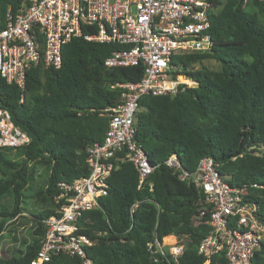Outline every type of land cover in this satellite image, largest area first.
I'll return each instance as SVG.
<instances>
[{"label": "trees", "instance_id": "trees-1", "mask_svg": "<svg viewBox=\"0 0 264 264\" xmlns=\"http://www.w3.org/2000/svg\"><path fill=\"white\" fill-rule=\"evenodd\" d=\"M214 3L219 7L210 15V50L176 55L170 63L174 76L195 86L174 97L139 101L134 139L152 173L138 188L133 165L116 163L99 207L79 219L78 233L94 243L86 249L92 264H204L197 248L211 229L207 216L195 220L203 194L165 165L171 155L189 175L202 158L212 159L230 187L245 190L244 201L264 224V6L258 0ZM21 4L0 0V20ZM95 33V27H82V35L63 47L60 68H32L24 90L0 79V107L30 138L23 147L0 148V240L13 245L0 264H30L44 235L43 221L58 207L59 185L89 175L86 150L103 141L109 122L103 110L120 103L122 89L116 85L141 79V65L106 68L104 60L126 47L85 40ZM206 61L218 69H208ZM38 172L42 185L32 189ZM26 192H33V204L25 209ZM24 214L31 222L28 239L15 234ZM163 238L183 241L177 261L166 250L148 249ZM252 263L264 264V241ZM46 264L81 262L59 254ZM209 264H226L223 253Z\"/></svg>", "mask_w": 264, "mask_h": 264}, {"label": "built area", "instance_id": "built-area-1", "mask_svg": "<svg viewBox=\"0 0 264 264\" xmlns=\"http://www.w3.org/2000/svg\"><path fill=\"white\" fill-rule=\"evenodd\" d=\"M216 0H22L15 13L0 20V79L24 90L26 75L42 64L59 69L61 51L82 27H95L86 41L126 47L104 60L106 68L136 67L143 73L135 84H118L120 103L103 110L108 128L99 144L86 150L89 175L72 184H60L55 215L43 221L44 235L30 264H46L54 255L76 257L81 264H92L86 249L94 243L79 234V219L84 212L99 207L106 194V182L118 162H129L138 173V188L153 168L134 139L139 101L144 96L174 97L191 80L172 74L171 60L176 55L208 52L212 46L208 30L210 15L219 6ZM243 4L249 0H240ZM264 6V0H258ZM30 138L11 121L0 107V148L17 149ZM264 149V147H263ZM180 181H188L201 191L199 216H207L211 231L198 245L197 253L209 264L223 253L226 264H253L252 259L264 241V224L257 220L255 208L244 201L245 190L230 187L216 171L210 158H202L192 175L184 172L175 155L165 161ZM137 204L131 208V213ZM164 239V238H163ZM158 242L148 249L163 250L174 261L182 255L184 243ZM180 241V242H179ZM1 257V255H0Z\"/></svg>", "mask_w": 264, "mask_h": 264}, {"label": "rangeland", "instance_id": "rangeland-1", "mask_svg": "<svg viewBox=\"0 0 264 264\" xmlns=\"http://www.w3.org/2000/svg\"><path fill=\"white\" fill-rule=\"evenodd\" d=\"M203 65L205 67H207L208 69H210V70H217L218 69V65L215 64L213 61H206V62L203 63ZM42 174H43V172H38V174L36 176V179L34 180V185L31 186L32 189H36L39 185H42ZM32 194H33V192H26L25 193V198L23 199L24 202L22 204L25 209L32 207V204H33L32 203L33 202ZM19 221H20V223H19L20 226L17 228L15 234L20 239L22 237L28 239L29 227L31 226L30 217L28 215L24 214V219H20ZM165 239H166V237H165ZM165 239H163V244L167 246L166 249L169 248L170 244L175 243V242H172V243L168 242L167 243V241ZM12 246H13L12 243L6 237L4 239L0 240V255H1V258L6 257V251H8Z\"/></svg>", "mask_w": 264, "mask_h": 264}, {"label": "crops", "instance_id": "crops-1", "mask_svg": "<svg viewBox=\"0 0 264 264\" xmlns=\"http://www.w3.org/2000/svg\"><path fill=\"white\" fill-rule=\"evenodd\" d=\"M172 236V235H171Z\"/></svg>", "mask_w": 264, "mask_h": 264}]
</instances>
